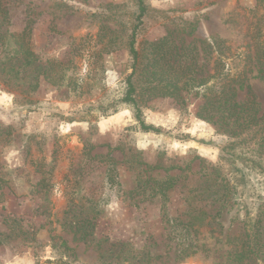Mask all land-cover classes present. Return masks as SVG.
I'll list each match as a JSON object with an SVG mask.
<instances>
[{"label":"rangeland","instance_id":"1","mask_svg":"<svg viewBox=\"0 0 264 264\" xmlns=\"http://www.w3.org/2000/svg\"><path fill=\"white\" fill-rule=\"evenodd\" d=\"M143 3L140 51L148 55L149 42L165 36L182 46L222 40L232 71L246 70L239 100L253 93L264 110V75L249 46L253 36L264 45V0ZM138 7L0 0V264H264L236 258L243 205L257 215L264 183L229 177L230 163L219 158L227 137L209 119L210 100L144 90L140 119L158 129L148 131L121 102ZM22 40L33 65L14 55ZM168 178H177L170 197L154 195L155 182ZM207 182L231 192L218 215L216 195L199 194ZM191 206L200 211L189 228L179 221ZM184 249L196 252L179 256Z\"/></svg>","mask_w":264,"mask_h":264},{"label":"trees","instance_id":"2","mask_svg":"<svg viewBox=\"0 0 264 264\" xmlns=\"http://www.w3.org/2000/svg\"><path fill=\"white\" fill-rule=\"evenodd\" d=\"M145 13L146 7L143 0H139L136 15L138 23L134 26L132 37L125 46L132 60L130 68L133 71L126 79V90L121 102L130 105L144 130L148 131L158 129L145 124L140 119L141 111L138 96L142 91L148 90L152 97L180 99L182 96L193 94L201 97L206 103L210 100L207 106L212 107L209 119L217 126L218 131L219 129L222 130L227 137L225 144L220 146L221 155L219 158L220 161L230 163L229 177L237 185L244 186V183L247 184V180L249 185L252 183L250 178L247 179L248 176H256L262 180L260 184H263L264 110H262L253 93L248 92L244 100H239V92L244 87L246 70L232 71L226 61L229 57L224 54L225 42L222 40L206 43L202 46L195 43L182 46L165 36L157 41L149 42L147 55L146 52L138 49L136 35V31L142 23L140 20ZM25 31L20 34L22 37H25ZM18 35L17 33L11 34V36L16 37ZM251 43L249 46L254 49L257 65L260 68L259 75L263 76L264 45L260 44L257 36H253ZM208 47H210V52H217L215 67L212 72L206 68L209 64L208 58L214 59L213 55L207 53ZM12 49L15 51V56H21L20 60L23 59L25 65L36 63L35 54L29 47L28 41H15ZM203 50L207 54L205 55L207 61L205 59L206 62L200 64ZM51 64L57 66L59 62L52 61ZM34 88L30 87V90ZM205 109L207 110V108ZM175 168L176 166H171L169 169ZM176 181L177 178L156 181L154 185L156 191L153 193L151 190L149 196L153 193L168 199L170 193L176 188ZM226 190L229 188L223 189L216 183L211 186L207 182L199 194L207 196L206 199H211L212 196L216 195L213 204H215V208H218V215L231 195V192ZM193 191H197V189H193ZM243 206L246 209V215L240 223L241 228L239 227L241 240L236 258L241 262L251 258H259L264 262V202L260 204L255 216L249 213L247 205ZM199 211L200 208L191 206L186 217H182L179 222L192 228L195 225L194 221L198 220ZM176 222L177 220L172 218V224ZM195 252V250L184 249L179 256H188Z\"/></svg>","mask_w":264,"mask_h":264}]
</instances>
